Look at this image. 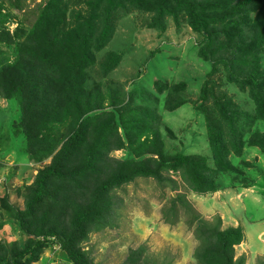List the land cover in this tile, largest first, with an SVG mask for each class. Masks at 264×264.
I'll return each instance as SVG.
<instances>
[{
    "label": "rangeland",
    "instance_id": "obj_1",
    "mask_svg": "<svg viewBox=\"0 0 264 264\" xmlns=\"http://www.w3.org/2000/svg\"><path fill=\"white\" fill-rule=\"evenodd\" d=\"M48 3L49 0H0V71L27 56L28 48L24 47L36 12ZM62 8L66 9L65 21L70 30L77 27L76 19L96 17L89 39L83 38L82 31L77 35L79 41L87 43L92 61L83 69L81 89L89 103L82 104L84 119L97 116L102 126L109 124L118 134L141 115L151 123L145 125L147 129L138 143L126 145L110 156L138 160L135 152L150 147L155 136L152 133H156L165 156L201 158L209 173L216 172V176H209L220 186L214 193L200 195L193 193L176 172L162 174L166 180H173L176 188L167 182L160 185L151 178H137L112 191L110 196L118 201V207L112 211V218L100 220L89 229L79 246L81 252L92 264H198L194 256L200 245L196 237L198 224H190L197 216L211 226L220 221L221 230L241 227L244 240L234 248L235 259L244 257V264H264V109L250 97L249 87L242 91L238 84L242 80L229 82L227 65L217 66L203 57L204 49L209 55L215 51L205 48L207 40L189 27L187 16L161 17L173 11L159 2L63 0ZM254 16L250 21H260ZM64 31L60 33L62 37L66 35ZM230 52L227 58L234 55ZM217 56L218 61L222 60L220 54ZM259 64L264 73V49ZM35 65L39 66L32 65L28 78L33 80L37 75L39 103L50 109L57 101L73 98L71 88L68 94L53 83L51 72L48 75ZM227 99L238 112L233 124L236 136L226 126L222 130L224 152L227 150V161L232 165L228 173L216 169L209 131L211 121H220L215 103H225ZM23 106L21 96L0 95L2 264H6L9 252L22 251L30 239L41 240L36 236L41 234L48 201L39 208L37 220L22 223L16 212L25 211L39 171L51 164L68 134L64 123L48 125L52 141L42 130L39 144L55 147L39 161L37 154L43 147L29 150V140L20 128ZM178 194L185 197L191 212L178 209L174 215L170 210L172 198ZM35 264L73 263L60 245L53 243Z\"/></svg>",
    "mask_w": 264,
    "mask_h": 264
},
{
    "label": "trees",
    "instance_id": "obj_2",
    "mask_svg": "<svg viewBox=\"0 0 264 264\" xmlns=\"http://www.w3.org/2000/svg\"><path fill=\"white\" fill-rule=\"evenodd\" d=\"M152 1L173 11L166 12L161 17L177 18L180 14L187 16L189 27L207 40L205 48L215 51L209 55L202 49L203 57L218 63L217 66L227 65L230 69L226 68L229 82L242 80L238 83L239 89L245 91L248 86L250 97L258 107L264 109V73H261L259 64V55L264 49V0H237L234 3L230 0ZM62 4L63 0H49L44 9L36 12L35 23L24 47L28 48L26 59L21 58L13 67L0 71V95L4 94L7 98L22 97L24 106L20 128L29 140V150L43 147L37 154L39 161L55 147L52 145L48 148L44 146L45 143L43 146L39 144L38 135L42 130L47 131L46 138L49 141L52 140L48 125L64 123L68 130L67 137L53 156L51 164L39 171L25 211L16 212L17 219L22 223L37 220L41 214L39 208L48 201V211L41 219V234L36 236L41 240L30 239L22 251L9 252L6 264H35L44 250L53 243L60 245L73 264H92L79 249L80 244L86 240L89 229L96 222L112 218V211L118 207V201L112 200L110 196L112 191L133 183L137 178H151L160 185L167 182L176 188L173 180H166L162 176L164 172H176L193 193L210 194L220 189L209 176L210 173L216 176V172L209 173L201 158L181 154L165 156L156 133H152L155 136L152 135L149 144L151 148L144 147L140 152H135L138 160H117L110 156L115 151L124 150L126 145L138 143L147 129L145 125L151 123L141 115L136 123L124 125L122 133L118 134L117 129L109 124L102 126L103 121L97 116L84 119L82 104L89 103L84 100L81 89L83 69L89 67L92 61L88 57L87 43L79 41L77 35L82 31L83 38L89 39L95 29L96 17L87 20L80 17L76 19L77 27L70 30V24L65 21L66 9L62 8ZM252 15L260 21H250ZM62 31L66 34L64 37L60 34ZM7 35L10 37L9 32ZM230 51L234 55L227 58ZM218 54L222 56V60H217ZM37 63L39 66L35 67L48 75L51 72L53 83L65 88L68 94L71 88L73 98L57 101L50 109L39 103L35 91L38 89L37 75L33 76V80L28 78L32 65ZM215 104L220 121L210 122V142L216 169L228 173L232 165L227 161V150L224 152L222 130L226 126L231 135H234V118L238 112L229 99L225 103ZM254 146L257 145L251 147ZM259 148L262 149L260 146ZM144 152H148L147 157L141 159ZM178 209L191 212L185 197L180 194L172 198L170 208L174 215ZM194 222L198 224L196 237L200 244L194 255L198 264H244V257L235 259L234 250L244 240L241 227L221 230L220 221L211 226L202 223L197 216H193L190 224Z\"/></svg>",
    "mask_w": 264,
    "mask_h": 264
},
{
    "label": "crops",
    "instance_id": "obj_3",
    "mask_svg": "<svg viewBox=\"0 0 264 264\" xmlns=\"http://www.w3.org/2000/svg\"><path fill=\"white\" fill-rule=\"evenodd\" d=\"M238 226V225H237ZM232 227V226H231Z\"/></svg>",
    "mask_w": 264,
    "mask_h": 264
}]
</instances>
